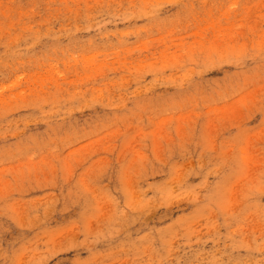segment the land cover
<instances>
[{
    "label": "rangeland",
    "instance_id": "obj_1",
    "mask_svg": "<svg viewBox=\"0 0 264 264\" xmlns=\"http://www.w3.org/2000/svg\"><path fill=\"white\" fill-rule=\"evenodd\" d=\"M0 264H264V0H0Z\"/></svg>",
    "mask_w": 264,
    "mask_h": 264
}]
</instances>
